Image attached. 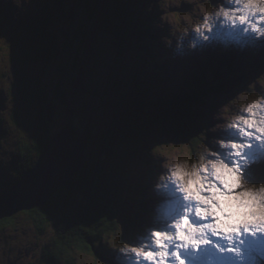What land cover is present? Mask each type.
Here are the masks:
<instances>
[{
  "label": "rangeland",
  "instance_id": "obj_1",
  "mask_svg": "<svg viewBox=\"0 0 264 264\" xmlns=\"http://www.w3.org/2000/svg\"><path fill=\"white\" fill-rule=\"evenodd\" d=\"M220 2L222 0H210L212 6ZM202 5L205 8L208 6L205 0H67L65 5H60L57 0H0V201L15 187L20 177V152L30 147L33 151L34 140L42 139V134L49 140L44 146L46 148L51 139L65 127L74 120L78 122L82 119L84 127L88 126L94 140H98L121 120L119 116L123 112L136 117L138 122L153 116L154 109L163 97L174 100L175 94L183 88L184 76L199 84L216 69L217 72L227 74L224 71L229 70L231 75L236 74L230 78L229 73L224 74V82H228L224 88L214 92L212 81L207 79L209 82L205 83L203 98H209L199 108L207 116L203 131L207 139L204 143L219 136V132L210 129L222 122L215 118L222 107L229 106L236 110L240 103L245 102L241 99V93L264 92V44L251 45L241 51L233 45L234 38L222 32L213 38V42L189 52V41L195 38L190 33L183 40V53H176L174 50L179 32L172 35L173 24L162 17H181L180 25L186 26L183 15L187 14L193 20L200 17ZM37 18L41 21L50 19L48 21L55 26L53 34L59 39L51 65L36 62L26 66L27 72L34 79L36 90L45 88L48 102L44 105V116L46 118L50 115L48 109L55 113L50 123L42 121L39 111L24 101L19 93L20 79L17 72L21 69L18 59L22 56V49L18 45L26 44L25 27L29 29L30 23ZM129 24L136 29L149 31H144L142 38L145 40L138 39L129 43L125 34L123 38L120 31ZM165 38L171 39L172 48L166 47ZM143 43L151 46L150 50L155 54L153 62L158 67L162 63L165 68L160 74L154 72L157 79L154 77L151 81L143 77L145 53L138 49ZM214 65L217 68H210ZM147 68V73L153 76V72ZM188 93L201 96L190 88ZM134 94L138 96L137 100L141 97L149 100V109H143L142 115L136 113L128 98ZM160 113L168 114L167 111ZM186 142L183 136L168 127L165 133L155 131L154 136L149 138V146H142L141 151L145 156L141 154V158L138 153H133L132 157L135 147H119L127 151V173L130 179H134V183L141 185L140 190L145 193L147 204L153 206L156 203L151 190H148L155 177L148 183L144 176L149 177L153 170L160 169V163L165 160L194 153L200 147L195 142ZM86 143L90 146L88 140ZM29 154L33 157L36 155L34 152ZM145 161L148 163L145 164ZM260 165L263 166L264 162ZM258 168L259 165H253L255 176ZM25 174H21L22 179ZM30 212H20L14 216L13 223L7 228L3 229L0 225V264H45L42 259L44 251L51 248L55 235L52 230L39 233L31 217L25 214ZM150 212L143 217L146 227L151 223ZM141 231H130L132 241L142 234ZM112 257L117 264H122L123 258L118 254ZM73 264L109 263L97 255L76 251Z\"/></svg>",
  "mask_w": 264,
  "mask_h": 264
},
{
  "label": "clouds",
  "instance_id": "obj_2",
  "mask_svg": "<svg viewBox=\"0 0 264 264\" xmlns=\"http://www.w3.org/2000/svg\"><path fill=\"white\" fill-rule=\"evenodd\" d=\"M205 4L200 17L183 15L186 26L181 17H162L173 24L172 35L179 32L176 53L190 33L189 52L222 32L241 51L264 44V0ZM164 43L172 48L171 39ZM241 99L236 110L216 113L222 122L210 131L219 136L204 143L202 134L194 153L160 163L150 225L135 241L113 247L122 264H264V179L252 171L264 162V92L241 93Z\"/></svg>",
  "mask_w": 264,
  "mask_h": 264
},
{
  "label": "trees",
  "instance_id": "obj_3",
  "mask_svg": "<svg viewBox=\"0 0 264 264\" xmlns=\"http://www.w3.org/2000/svg\"><path fill=\"white\" fill-rule=\"evenodd\" d=\"M57 1L60 5H65L67 2V0ZM49 18L52 19L53 17ZM50 19L41 21L40 18H37L36 21L30 23L29 26L31 27L29 29L26 26L24 36L26 44L21 43L18 45L22 49L21 59H18L21 69L17 72L20 79L19 93L24 101L39 111V116L44 122H48L47 117L45 118L44 116V105L48 102L45 88L40 87L39 91L36 90L34 79L27 72L26 66L29 63L31 65L36 62L38 64L51 65V59L57 53L56 49L59 39L53 34L55 26H53L51 21H48ZM144 31V28L136 29L129 24L128 27H124L120 31V35L122 37L126 35L129 43H131L133 40H145L142 38L144 37L143 34H145ZM145 32L148 33L149 31ZM150 47L147 43H143L138 48L142 51L141 53H145L143 62H145L146 67L144 73H142L144 80L147 81L154 80V77L157 79L154 72L160 74L165 70L162 63L158 67L153 62L155 54L151 52ZM146 68L153 72L151 73L153 76L147 73ZM210 68H217V65ZM221 69L223 68L221 67ZM224 72H227V75L229 73L230 77L231 71L227 70ZM170 74L168 73V75ZM224 74L223 72H217L216 69L207 78L212 81L213 92L225 87V85H222ZM184 77L185 85L183 84L181 92L179 91L173 97L174 100L170 97L168 99L163 97L158 102L157 107L155 106L156 109H154L153 116L138 122L136 117L133 118L129 113L123 112L119 116L121 120L115 123V126L111 129L112 131L108 129L107 134H104L98 140H94V135L89 132V127L87 126L86 131L89 133L88 142L90 147L87 152L84 171L78 173L70 185L61 188L45 207L25 213L31 217L39 233L48 230L54 232L52 249L44 251L43 263L73 264L74 253L79 251L104 258L109 264H117L115 258L112 257L116 253L113 251V247L121 241L133 242L129 234L131 230H142L141 233L143 234L146 227L143 223V217L145 213L152 209V206L145 202L146 195L141 192V185L134 183V179L129 178L126 167L129 164V159L126 156L127 151L119 147H135L132 157L134 156L133 153H138L139 158H141L144 155L141 148L149 146V138L154 136L155 131L158 130L159 133H165L168 127L174 129L181 137L183 136L187 142H195L198 147L200 146L201 135H205L203 131L207 116L205 112H200L199 108L209 98V96L203 98L205 96V83H208L209 80H202L198 84L188 77ZM137 85H140V83H137ZM216 85L217 88L214 90ZM138 87L141 89L140 86ZM189 88L195 90L196 94L201 96L190 95L188 93ZM138 94L143 95L142 93ZM58 96L56 95V97ZM135 97L138 96L134 94L128 98H130L136 113L141 114L143 109H149L147 107L148 99L141 97L137 100ZM201 99L204 101H199ZM54 105L56 106L57 103ZM160 111H167L168 114L162 115ZM162 124L164 130H162ZM42 135V139L34 140L33 151L30 147L20 152L21 169L19 172L20 177L16 184L22 179L21 174H25L27 170L34 167V163L38 161L41 151L45 149L44 146L49 140L48 138L45 139V134ZM29 152H34L36 155L33 157ZM144 156L143 158H147ZM260 174L264 178V170L260 171ZM155 175L156 172L153 170L149 177L144 176V180L150 182ZM262 176H260L261 179ZM13 221V217L5 219V221L0 222V225L4 229L11 226ZM121 227L123 231L120 232Z\"/></svg>",
  "mask_w": 264,
  "mask_h": 264
},
{
  "label": "water",
  "instance_id": "obj_4",
  "mask_svg": "<svg viewBox=\"0 0 264 264\" xmlns=\"http://www.w3.org/2000/svg\"><path fill=\"white\" fill-rule=\"evenodd\" d=\"M68 128L69 130L65 129L56 135V139L66 144L63 142L66 138L67 147H71L72 150L76 149L77 154L73 155L66 147L67 150L61 148L57 152V157L53 158L51 151L54 143L50 141L42 151L37 164L28 170L20 183L16 184L0 201V221L14 217L20 212L44 207L55 197L59 189L70 184L75 175L84 169L87 159L84 152L86 151V146L83 144L84 139L81 135L77 137L78 134L72 130L75 129L74 125L70 124ZM82 132L85 133L83 130ZM77 141H79L81 151H78L80 148ZM63 170L66 172L65 176H63ZM40 177L43 181L40 179L41 182H37V178Z\"/></svg>",
  "mask_w": 264,
  "mask_h": 264
},
{
  "label": "bare ground",
  "instance_id": "obj_5",
  "mask_svg": "<svg viewBox=\"0 0 264 264\" xmlns=\"http://www.w3.org/2000/svg\"><path fill=\"white\" fill-rule=\"evenodd\" d=\"M70 6V5H69ZM50 17V16H49ZM21 59V58H20ZM222 59H224V58H222ZM50 60V59H49ZM259 68V67H258ZM260 68H261V66H260ZM172 72V71H171ZM264 73V72H263ZM178 74V73H177ZM186 74V73H185ZM231 74H232V72H231ZM230 74V77H233V76H235L236 74L234 73L233 75H231ZM225 75H227V74H225ZM229 77V78H230ZM185 78V77H184ZM232 80H234V78H232ZM225 81V80H224ZM227 81V80H226ZM231 81V80H230ZM189 82V81H188ZM228 82V81H227ZM227 82H222L223 83V85L224 84H226ZM193 83V82H192ZM185 85V84H184ZM228 85V84H227ZM226 85V86H227ZM217 86V85H216ZM178 93H179V91H178ZM178 93H176L175 95H177ZM136 98V97H135ZM52 106L53 105H51L50 106V108L52 109ZM56 106L54 105V108H55ZM159 110V109H158ZM51 111V112H50ZM53 112L54 111H52V110H50V109H48V113L50 114V115H47V118H48V122L50 123L51 122V120H52V118L54 117V114H53ZM205 112V111H204ZM71 125H74L75 126V129H72V130H75V133H77L78 135H77V137H79L80 135H81V137L84 139V141H83V144H85V146H86V151H87V148H89L90 146H88V144L86 143V140H88V132L86 131V130H84V129H86L84 126V122H83V120L82 119H80V121H73L72 123H70ZM70 124H69V126H70ZM68 128V126L67 127H65L64 128V130L66 129V131L67 130H69V128ZM84 128V129H83ZM63 130V131H64ZM82 130L85 132V133H83L82 132ZM63 131H61V132H59V133H62ZM82 132V133H81ZM87 132V133H86ZM58 133V134H59ZM54 144H53V148H52V151H51V154H53L52 156H53V158H56L57 157V152L58 151H60V149L62 148V149H64V150H67V149H70V152L73 154V155H76L77 153V150L76 149H71V147H67V141H66V138H64L63 139V142H65L66 144H63L62 142H60V141H58V139H56V136L51 140ZM77 145H79V141H77ZM66 147H67V149H66ZM75 148V147H74ZM79 148L80 149H78V151H81V146L79 145ZM75 151V152H74ZM85 150H84V152H85V156L87 157V152H86ZM40 157H41V154H40ZM74 163V162H73ZM148 163V161H145V164H147ZM84 168H85V166H84ZM262 170H264V165L263 166H261V165H259V168L257 169V173L258 174H256V176L259 178V179H261V177L260 176H262L261 174H260V171H262ZM84 171V169L83 170H81V171H79V172H83ZM157 171H160V169H156V174H157ZM78 172V173H79ZM62 173H63V176H65L66 175V172L63 170L62 171ZM255 176V177H256ZM38 180H37V182H41V180L43 181V179H42V177H40V178H37ZM41 179V180H40ZM262 179H264L263 178V176H262ZM20 181L21 180H19V182L18 183H20ZM34 182V181H33ZM146 182H148V181H146ZM17 183V184H18ZM149 183V182H148ZM31 185V184H30ZM148 190H151V188H149ZM7 194H9V193H7ZM151 198V197H150ZM149 197H148V199H150ZM151 213V212H150ZM5 219H7V218H5Z\"/></svg>",
  "mask_w": 264,
  "mask_h": 264
}]
</instances>
